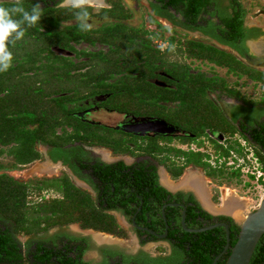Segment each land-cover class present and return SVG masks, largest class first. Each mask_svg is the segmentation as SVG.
Here are the masks:
<instances>
[{"label": "flooded vegetation", "instance_id": "obj_1", "mask_svg": "<svg viewBox=\"0 0 264 264\" xmlns=\"http://www.w3.org/2000/svg\"><path fill=\"white\" fill-rule=\"evenodd\" d=\"M0 3L14 4V0H0ZM36 3L41 5L43 15L48 11L50 16L47 21L49 26L41 28L42 32L50 34L48 38L56 36V28L51 24L56 19L55 11L68 10L63 19L59 17V29L66 31L70 38L71 29L78 27L76 19L71 18V8L61 7L62 0H23V4L30 9ZM117 7L125 10L122 17L106 14L115 12ZM87 10L92 13L88 23L93 28L80 33L82 40H69L64 50L51 47V57L48 51L43 50L40 62L36 40L39 35L34 34L33 39L25 43L22 38L16 42L19 61L12 59L11 67H18L23 61L24 49L27 53L32 52L31 55L37 58L36 71L20 72L23 76L31 77L39 86L43 71L37 68L52 65V60L49 62L47 57L53 59L62 56L74 65L65 81L67 85L90 88L144 87L146 96H130L125 100L123 95L112 97V93L107 92L86 98L78 105L82 111L72 113V117L87 126L99 128V136L106 139L108 145L94 144L87 134L89 129L59 127L57 135L63 139L69 135L78 137V134L79 138L73 143L62 144L63 140L37 143L36 149L41 157L34 163L18 165V168L32 167L33 174L28 180L10 176L7 172L15 169L8 167L0 170V174H7L32 186L28 205L33 208L34 217L52 216L54 212L46 211L45 206L66 201L67 189L73 186L89 197L101 212L115 217L126 236L85 229L80 223L50 228L43 223L40 232L16 235L22 263L70 264L72 259L78 260L82 254V264H185L188 257L180 248L185 234H201L204 232L193 231L216 224H227L231 231L232 224L227 220L222 221V218L232 219L235 225H240L230 216L207 210L196 184L202 185L203 177H209L204 168L188 162L179 153L201 154L190 150L194 145L204 148L210 145L209 149L213 145L226 151L224 145L230 146L232 141L237 144L243 138L256 152L253 138L264 139V100L247 99L231 87L225 77L208 76L196 70L197 66L178 59H191L214 69L226 70V75L246 78L264 87L245 75L236 76L228 68L190 58L187 54L189 46H194L196 51L216 49L234 57L241 66L264 74V44L258 43L262 38L264 40V29L247 22L248 11L243 0H101L100 5L89 6ZM139 12L143 13L140 25H129L133 15ZM98 24L99 27H94ZM119 26L130 31L123 35L131 41L108 31ZM52 28L53 31H50ZM165 43L175 45V49L169 51L165 48L161 51L160 45ZM135 49L141 52L142 57V61L136 65L134 62L141 57L134 58ZM55 50L67 53V56L58 55ZM174 54L178 56L172 60ZM183 73L197 79L204 75L219 83L215 90H208L207 99L218 108L221 118L214 120L202 136H197L200 130L198 118L190 117L183 105V89L180 88L183 80L179 78ZM90 100L95 102L90 103ZM73 108V105H68L69 110ZM100 116L108 117V120L116 116L119 121L107 124L97 118ZM143 120H162L167 123L163 130L174 128L175 131L172 136L157 132L141 136L123 130L129 124ZM234 130L238 132L229 134ZM220 136L223 138L220 139ZM118 142L124 145L119 148ZM229 149L236 150V147L230 146ZM204 155L207 157L205 162L213 170L234 173L229 163H208V156ZM175 168H184L181 177L175 178L172 173ZM191 172H199L203 177H193L194 181L184 184ZM206 181L209 182L208 179ZM244 187L251 190L253 186L249 184ZM203 190L215 207L207 188ZM202 211L211 215L212 219L203 218ZM193 215H197L196 220L189 219ZM0 230L13 233L14 228L10 221L0 216ZM95 234H103L101 237L106 240L113 237L116 241L98 244L92 237ZM129 239L135 244V249L122 247ZM147 247L155 251L151 252ZM92 254L96 257L90 258Z\"/></svg>", "mask_w": 264, "mask_h": 264}, {"label": "trees", "instance_id": "obj_2", "mask_svg": "<svg viewBox=\"0 0 264 264\" xmlns=\"http://www.w3.org/2000/svg\"><path fill=\"white\" fill-rule=\"evenodd\" d=\"M0 4L5 7L13 6V4L8 3ZM24 7L30 10L29 7L25 5ZM69 11L71 18H75L74 10L71 9ZM67 12L68 10L64 9L55 11L56 19L54 24L51 23L56 28L55 38H48L50 34L41 31V28L49 26V22H47L50 18L48 11H46L45 15L42 14L40 22L35 26L29 28L24 25L26 28L25 36L23 37L24 43L33 39L34 34L39 35V39L36 40L38 41L37 48L39 47L40 62H42L43 52L48 51L50 53L51 47L55 46L64 50L68 47L69 40L80 41L83 39L80 34L82 31L78 27L71 29L70 38L67 37L66 31L59 29V21L66 16ZM88 12L92 17V13L89 10ZM106 14L122 17L125 14V10L122 7H117L115 12H106ZM51 30L53 31V28ZM47 31L49 32V30ZM108 31L118 34L120 38H127L128 41H131L127 36L123 35L130 31L122 26L110 28ZM45 47L46 49H44ZM8 48L12 52L13 59L18 60L17 44L9 43ZM24 53L25 55L22 56L23 61L19 63L18 67H11L5 72H0V146L8 148L6 154L14 159L11 169L16 170L18 165L30 164L38 160L41 155L36 149L37 143L48 144L62 140V144L73 143L76 138H79V134L78 137L69 135L64 140L63 137L57 135V128L59 127L76 126L82 129H89L87 134L89 138L91 137V141L94 144H107L106 139L99 136L97 131L99 128L87 126L72 117V113L82 111V108L78 107V105L86 98L107 92L112 93V97L123 95L125 100L130 96H146L144 87L90 88L88 86L67 85L65 81L70 76L69 74L73 70L74 65L62 56H55L53 59L47 57L46 60L49 62L52 60V65L37 68L38 71H43L39 78L40 85L37 86V82H33L31 77L23 76L20 72L21 70L24 73L36 71L37 58L31 55L32 52L27 53L25 49ZM51 54L49 55L50 57L52 56ZM187 54L190 58L206 60L228 68L229 72L236 76L245 75L264 86V74L241 66L234 57L231 58L216 49L196 51L194 46H189ZM140 57L141 52L135 49L134 58ZM138 61H142V57L140 60H136L134 65ZM27 66H29L28 70L26 69ZM179 78L183 80L182 87L180 86L183 89L181 94L183 105L188 109L190 117L198 118L200 130L197 136H202L205 129L209 128L214 120L221 118L218 108L207 99L208 90H215L219 83L216 82L217 80L208 79L204 75L197 79L193 75L183 73ZM52 81H55V83L52 84ZM195 81H198V83ZM61 82L64 84H61ZM197 84L198 86L195 87ZM69 104L73 105L74 108L69 110ZM53 106L54 108H52ZM50 107L52 110H50ZM237 132V130H234L229 132V134L234 135ZM252 142L257 148L258 157L264 163V139L253 138ZM109 145L113 146L112 144ZM118 145L120 148L124 144L118 142ZM116 152L124 151L117 150ZM3 153L1 151L0 155ZM179 154L185 156L188 162H194L197 166L204 168L207 177L210 179L223 178L226 174L224 170H213L205 162L207 157L204 154L185 152ZM4 169L6 167L0 166V170ZM183 172L184 168H175L172 171L175 178L181 177ZM230 177L239 179L240 173H231ZM31 187V185L21 183L7 174H0V216L10 221L14 228L13 233L10 230H0V264H23V258L19 253L15 237L17 234L32 235L40 232L43 230L40 229L43 223L46 224L47 228L62 224L80 223L85 229H92L118 237L126 236L115 217L101 212L89 197L73 186H69L67 189L66 201L45 206L46 211L54 212L52 216L34 217V210L28 205V197L32 193ZM215 201H218V199H215ZM201 216L206 220L212 219L211 215L203 211ZM192 218L196 220L197 215H193L189 219ZM226 220L232 224L230 231L231 247L229 252L217 264H227L231 250L236 245L241 232V227L235 225L232 219L222 218V221ZM226 245V231L218 228L197 235L185 234L180 248L187 255L188 264H213L215 259L224 252ZM70 264H82V254L79 255L78 260L72 259ZM251 264H264V236L256 248Z\"/></svg>", "mask_w": 264, "mask_h": 264}, {"label": "rangeland", "instance_id": "obj_3", "mask_svg": "<svg viewBox=\"0 0 264 264\" xmlns=\"http://www.w3.org/2000/svg\"><path fill=\"white\" fill-rule=\"evenodd\" d=\"M126 1L128 2V0ZM243 4L245 5L248 11L247 22L251 25L258 24L264 29V1L262 0H243ZM142 15L143 13H140V12L134 14L133 15L134 18L131 21H129L128 24L137 25V26L140 25V23L142 22L141 20ZM94 27H99V24L96 26L94 25ZM262 42L264 44L263 38L260 41H258V43L260 44H262ZM55 53L58 55L67 56L66 55L67 53H62L61 51H58V50H55ZM177 56H178L177 54H174V56L172 57V60L177 59ZM178 60H181L187 64H191L194 67L197 66L196 70L204 72L208 76L218 75V76L225 77L229 85L231 87L236 88L238 91H240V93L247 99H250V100L253 99L254 101L264 100V87L255 85L252 81L246 78L234 77V76H230L229 74L226 75V70L214 69L211 66L201 63V62L200 63L192 62L191 59L184 58V59H178ZM228 101L231 102L230 100ZM93 102L95 101L90 100V103H93ZM97 118H99L102 122L107 123V124H113L119 121V117H116V116L109 118L110 120L107 119L108 117L106 118V117L100 116ZM230 146L235 147L236 146L235 142L232 141ZM209 147L211 146L209 145ZM209 147L205 146V149H209ZM212 149L219 150L218 146H213V145H212ZM7 150L8 148H3L0 146V152L1 151L4 152L2 155H0V166L11 168L13 166L14 159L11 156L6 154ZM231 173H232L231 171L226 172L223 178H216V179L207 178L209 182H207L206 181L207 179L203 177L199 172L195 173L196 174L195 177L196 178L203 177L205 182L202 181V186L203 188H207V192H209L208 194L210 195L212 201L215 202L214 204L216 205L215 207L217 208V210L215 211L217 212H213L207 209L206 207L205 208L211 213H217V215L222 214V215L230 216L233 219H235V221L241 226L244 224V222L249 216H251L253 213H255L259 209L261 203L264 200V189L260 188L258 190H255L254 188H256L257 186L253 185V187L250 190V188L244 187V184L242 183L241 178L236 179L234 177H230ZM7 174H9L12 177H15L16 179L24 178V180H28L29 176L32 175L33 172H32L31 166H26L23 168H18V170H10L7 172ZM189 178L190 180H188ZM192 178L193 177L191 176V173H189L187 177L185 178L186 180L184 184L191 181ZM227 195H231V197L234 200L236 199L237 201L241 202L240 206H241V210L243 211V214L241 217L237 218L235 217L234 213L229 212V211L227 212L223 209V206H222L224 205L223 201ZM215 199H218V201H215ZM106 236H109V235H106ZM92 237L94 241L98 244L104 243L102 242L103 240L108 241V242L116 241L112 236H110L112 237V239H108V240L103 239L101 236L98 237L97 234L92 235ZM127 246L134 247V249L136 247L133 241L130 239H129V242H127L126 244H122V247L125 249H127ZM147 248L151 252L155 251L152 247H147Z\"/></svg>", "mask_w": 264, "mask_h": 264}, {"label": "clouds", "instance_id": "obj_4", "mask_svg": "<svg viewBox=\"0 0 264 264\" xmlns=\"http://www.w3.org/2000/svg\"><path fill=\"white\" fill-rule=\"evenodd\" d=\"M92 2L93 0H62L60 6L73 9L78 28L82 32H88L93 28V25L88 23L91 16L87 10ZM42 14L43 10L39 3L33 4L30 10L24 7L23 0H14L11 7L0 4V72H5L11 67L13 55L8 44L15 45L16 41L21 40L26 32L24 25L29 28L35 26L40 22ZM165 48L173 51L175 45L166 43L160 45L161 51Z\"/></svg>", "mask_w": 264, "mask_h": 264}, {"label": "water", "instance_id": "obj_5", "mask_svg": "<svg viewBox=\"0 0 264 264\" xmlns=\"http://www.w3.org/2000/svg\"><path fill=\"white\" fill-rule=\"evenodd\" d=\"M167 123L162 120H143L140 123L129 124L123 130L127 133L139 134L141 136L147 135L149 132H157L160 134H168L172 136L174 128L169 130H163ZM223 137L220 136V139ZM241 227V232L238 237L236 245L232 248L230 257L227 264H251L252 258L256 251V248L264 236V200L261 203L259 209L249 216ZM217 228H224L227 234V245L224 252L219 255L213 264H217L218 261L226 255L231 247V232L227 224H216L207 229L193 232H205L214 230ZM191 232V231H190Z\"/></svg>", "mask_w": 264, "mask_h": 264}, {"label": "built area", "instance_id": "obj_6", "mask_svg": "<svg viewBox=\"0 0 264 264\" xmlns=\"http://www.w3.org/2000/svg\"><path fill=\"white\" fill-rule=\"evenodd\" d=\"M228 145L223 146L226 151L205 149L198 145L191 146L190 150L206 154L208 163H229L234 172L240 173L244 186L251 184L257 186L255 190L264 189V165L255 149L243 139L238 140L236 150H230Z\"/></svg>", "mask_w": 264, "mask_h": 264}, {"label": "bare ground", "instance_id": "obj_7", "mask_svg": "<svg viewBox=\"0 0 264 264\" xmlns=\"http://www.w3.org/2000/svg\"><path fill=\"white\" fill-rule=\"evenodd\" d=\"M100 4H101V0H93L91 6H96V5H100ZM110 161H111V160H110ZM195 173H196V172H191V176H192V177H195V176H196ZM194 174H195V175H194ZM189 182H191V181H189ZM196 186H197V188H198V192L200 193V196H201V199H202L204 205H205L208 209H210V210H212V211L217 210V208L213 207V206L210 204V202H209L207 196H206L205 193H204V190H203V188H202V185H201L200 183H198V184H196ZM233 197H234V196H233ZM240 205H241V202L237 201L236 199L234 200V199L231 197V195H227V196L225 197V199H224L223 209H224L225 211H227V212L229 211V212L234 213V214H235V217L238 218V217H241L242 214H243V211L241 210V206H240ZM99 236H101V235L98 234V237H99ZM103 241H104V240H103Z\"/></svg>", "mask_w": 264, "mask_h": 264}, {"label": "crops", "instance_id": "obj_8", "mask_svg": "<svg viewBox=\"0 0 264 264\" xmlns=\"http://www.w3.org/2000/svg\"><path fill=\"white\" fill-rule=\"evenodd\" d=\"M93 257H96V255L94 256V254H92L90 258H93Z\"/></svg>", "mask_w": 264, "mask_h": 264}]
</instances>
